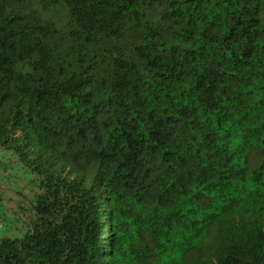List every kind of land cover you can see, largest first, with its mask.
Returning <instances> with one entry per match:
<instances>
[{"label": "trees", "instance_id": "16d2710c", "mask_svg": "<svg viewBox=\"0 0 264 264\" xmlns=\"http://www.w3.org/2000/svg\"><path fill=\"white\" fill-rule=\"evenodd\" d=\"M0 209V264H264V0H0Z\"/></svg>", "mask_w": 264, "mask_h": 264}, {"label": "rangeland", "instance_id": "374dc122", "mask_svg": "<svg viewBox=\"0 0 264 264\" xmlns=\"http://www.w3.org/2000/svg\"><path fill=\"white\" fill-rule=\"evenodd\" d=\"M10 214H12V213H11V212H9V213H3V209H2V210L0 209V216H4V217H6V220L8 221L9 225L12 226V219H11V217L9 216ZM4 228H5V227H4ZM105 228H106V226H105Z\"/></svg>", "mask_w": 264, "mask_h": 264}, {"label": "clouds", "instance_id": "9594fccd", "mask_svg": "<svg viewBox=\"0 0 264 264\" xmlns=\"http://www.w3.org/2000/svg\"><path fill=\"white\" fill-rule=\"evenodd\" d=\"M105 229L107 230V225H106V228L104 227V230H105ZM104 230H103V231H104Z\"/></svg>", "mask_w": 264, "mask_h": 264}]
</instances>
